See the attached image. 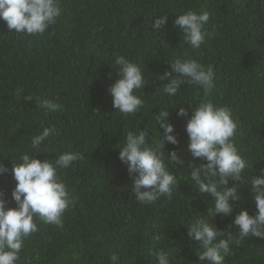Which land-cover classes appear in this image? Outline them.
I'll return each instance as SVG.
<instances>
[{
    "label": "trees",
    "instance_id": "trees-1",
    "mask_svg": "<svg viewBox=\"0 0 264 264\" xmlns=\"http://www.w3.org/2000/svg\"><path fill=\"white\" fill-rule=\"evenodd\" d=\"M60 2L61 16L42 35L15 33L0 20V163L9 169L0 175V192L6 207L16 206L10 160L28 151L30 137L42 128L55 127L58 135L49 138L46 152L37 159L77 150L84 156L60 173L73 200L63 226L36 219L38 231L25 240L17 264H111L112 253L121 256L122 264H155L148 251L154 233L161 235L155 246L171 253V264H203L187 226L208 218L203 215L211 201L191 186L187 117L176 115L180 107L196 106L202 96L192 84H182L174 98L161 95L165 82L159 76L171 70L173 58L185 55L211 66L216 86L207 99L232 109L237 123L234 142L253 164L249 177L258 175L264 170V0ZM188 10L209 13L199 49L189 48L172 23ZM160 16L168 23L157 33L151 22ZM116 55L140 66L147 80L137 93L145 104L135 116L115 111L107 91L118 78L112 65ZM44 99L59 103L62 110L45 115L38 106ZM165 108L179 144L165 141L162 150H175L185 163L176 168L174 161L169 164L179 181L172 197L142 206L130 193L131 179L116 147L127 130L154 129V113ZM161 143L153 131L149 146L159 148ZM201 162L194 161L197 166ZM239 193L242 200L234 202L233 215L241 209L252 214L250 185L245 183ZM231 219L215 216L209 223L235 236L236 229L228 227ZM224 264H264V239L247 238L234 246Z\"/></svg>",
    "mask_w": 264,
    "mask_h": 264
},
{
    "label": "clouds",
    "instance_id": "clouds-1",
    "mask_svg": "<svg viewBox=\"0 0 264 264\" xmlns=\"http://www.w3.org/2000/svg\"><path fill=\"white\" fill-rule=\"evenodd\" d=\"M61 14L60 0H0V20L15 33L42 35ZM208 22L207 11L194 10L176 15L172 21L183 42L191 49H199L204 43ZM167 23V17L160 16L151 22V27L154 32L162 33ZM169 64L171 70L159 76L165 82L161 95L174 98L181 92L182 84H192L202 96L196 106L188 105V108L180 107L176 111L177 117H187V151L193 161L188 163L191 186L211 201L207 214H202L208 218L191 222L187 226V236L189 241L199 245L196 256L200 262L224 264L225 258L233 254L234 246L239 247L247 238L264 239V170L249 177L253 164L242 156L234 142L237 123L232 118V109L207 99L216 86L213 68L205 67L187 55L173 58ZM112 65L118 75L107 89L112 107L122 115L135 116L145 104L137 94L147 84L144 72L122 55H116ZM38 106L45 115L62 110V105L51 99L40 101ZM168 109L154 113V129L145 126L144 129L127 130L116 147L117 158L126 166L131 179L130 193L142 206L155 204L161 197L171 198L179 181L169 164L174 161L176 168L177 164L185 163L175 150L169 153L162 150L165 141L173 146L179 144L174 125L168 119ZM157 126L163 130L162 134ZM153 131L162 142L159 148L149 146ZM56 135L55 127L42 128L39 134L30 137V149L16 160H10L12 179L16 182L11 199L16 206L6 207L8 201L0 192V264H17L25 240L38 231L36 219L60 228L65 211L73 203L60 173L83 160V154L78 150L63 151L52 159L36 158L37 154L46 152V142ZM196 160L202 162L197 166ZM8 172V167L0 163V175ZM245 183L250 185L254 211L250 214L247 209H241L233 215L234 202L242 200L239 189ZM215 216L232 217L228 227L236 229L237 235L209 223ZM151 240L153 244L148 251L155 264H171V253L155 246L161 235L154 233ZM109 259L111 264H122L117 253H112Z\"/></svg>",
    "mask_w": 264,
    "mask_h": 264
}]
</instances>
